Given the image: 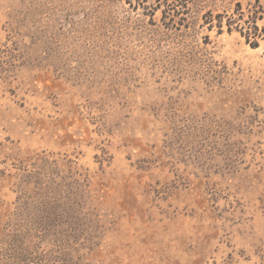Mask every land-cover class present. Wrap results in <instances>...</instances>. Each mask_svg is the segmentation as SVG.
I'll return each mask as SVG.
<instances>
[{
  "label": "rangeland",
  "instance_id": "1",
  "mask_svg": "<svg viewBox=\"0 0 264 264\" xmlns=\"http://www.w3.org/2000/svg\"><path fill=\"white\" fill-rule=\"evenodd\" d=\"M240 6L264 27V0H0V264H264Z\"/></svg>",
  "mask_w": 264,
  "mask_h": 264
},
{
  "label": "trees",
  "instance_id": "2",
  "mask_svg": "<svg viewBox=\"0 0 264 264\" xmlns=\"http://www.w3.org/2000/svg\"><path fill=\"white\" fill-rule=\"evenodd\" d=\"M261 11L259 7V9H250L249 13H246L240 6L232 14H226V21L220 19L219 23L220 26H223L225 22L229 31L237 28L246 37L247 42L252 46H258L260 39L264 38V27L258 23L259 19L263 18Z\"/></svg>",
  "mask_w": 264,
  "mask_h": 264
}]
</instances>
